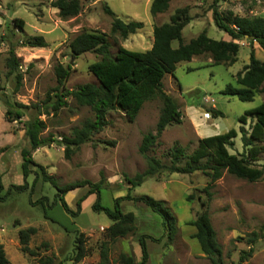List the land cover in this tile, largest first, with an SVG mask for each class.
Returning a JSON list of instances; mask_svg holds the SVG:
<instances>
[{
	"label": "rangeland",
	"instance_id": "obj_1",
	"mask_svg": "<svg viewBox=\"0 0 264 264\" xmlns=\"http://www.w3.org/2000/svg\"><path fill=\"white\" fill-rule=\"evenodd\" d=\"M102 1L124 20H140L142 26L125 38L109 33V16L101 8ZM80 11L71 17L61 19L56 8L47 0H0V91H10L12 79L6 76L5 56L11 43L34 34H41L46 41L44 46L15 45L14 53L18 58V67L22 73L20 84L12 94L21 103L39 102L45 92L56 84L53 65L57 62L69 63L65 87H74L90 81L96 83L94 75L87 69V63L99 55L85 51L75 57L69 55L67 41L81 29H97L107 33L110 52L114 53L118 44L129 49L143 50L152 41V25L168 19L174 7L186 4L190 20L181 28L180 38L188 40L203 28L212 38L227 39V34L215 26L209 4L211 0H170L165 11L152 16L149 12L150 0H81ZM217 9L223 16L227 10L236 14L264 15V0H218ZM22 21L19 28L11 18ZM238 41L237 58L232 63L213 62L208 52L195 54L188 60L175 63L171 73H164L162 89L176 100L181 111V120L166 125L155 142L147 150L162 162L169 161V150L173 145L183 147L189 153L196 145L197 138L233 127L237 133L232 137L231 152L241 150V139L237 116L245 109L264 103V94L255 92L251 99L241 100L235 95L221 91L226 83L234 84V74L248 61L249 46L244 39ZM178 39H172L175 46ZM258 59H264V48L255 42L252 44ZM213 98V107L221 114L209 113L210 102L203 97ZM161 106L160 97L153 94L143 101L135 117L128 120L124 113L116 108L106 112L107 123L92 135V140L79 144L78 148L64 157L62 147L51 140L47 144L31 150L34 161L45 166V170L56 184L80 178L91 181L101 178L98 191L100 204L112 207L113 198L125 194L128 189L124 176H131L145 167L144 157L137 146L146 130H154L155 121ZM5 106L0 101V240L8 258L7 264H93L99 259L97 243L102 228L109 224L110 218L102 210L91 207L96 198L95 192H87L80 200L76 210V199L86 192V185L68 189L63 198L70 210L62 208L59 200H53L56 188L49 178L35 175L29 171L23 181L20 171V148L27 146L23 134L25 115L12 120L4 117ZM34 110L29 107L27 111ZM45 127L41 135L60 138L69 134L73 126L79 125L85 117H92L88 105L78 104L72 97H66V104L54 113H41ZM247 115L243 126L248 129L251 121ZM112 141V142H108ZM253 143L259 145V151L252 164L264 163V135ZM204 157L200 159V162ZM183 161V158H182ZM32 167L34 165H31ZM35 167V166H34ZM207 177L199 170L192 172L162 171L157 178L148 175L135 184L131 195H149L162 199L175 216L176 230L171 239H166L161 217L151 211L141 201L122 200V210L134 213L135 232L110 241L107 244L105 264H120L117 253L125 251L133 260L141 257L138 235L145 233L159 240L144 238L146 260L144 264H203L207 261L199 250L195 238L191 237L194 226L188 220L199 209L195 193L206 196L200 189L206 184ZM24 183L22 187L13 184ZM211 192L207 203L209 220L215 230L217 242L222 249L224 264L237 260L239 251L251 246L252 252L239 264H264V239L260 225L264 223V174L255 180L237 177L222 170L209 187ZM193 192L189 200L187 193ZM44 211L49 217L44 216ZM33 226L27 244L34 253L19 248L17 231ZM77 228L83 233L82 245L86 251L77 261L71 256L74 248ZM66 228V229H65ZM251 230L258 232L256 239L248 243ZM49 258L47 260L46 258Z\"/></svg>",
	"mask_w": 264,
	"mask_h": 264
},
{
	"label": "trees",
	"instance_id": "obj_2",
	"mask_svg": "<svg viewBox=\"0 0 264 264\" xmlns=\"http://www.w3.org/2000/svg\"><path fill=\"white\" fill-rule=\"evenodd\" d=\"M49 5L56 8V13L61 19L76 15L81 9V0H47ZM170 0H150L149 12L152 16L167 9ZM217 1L211 0L209 9L213 23L222 29L229 36L227 39L212 38L206 35L203 28L186 41L180 38L181 28L190 20L192 15L186 4L176 6L168 15V19L152 25V41L148 48L135 50L118 44L114 53L110 52V42L107 33L97 29H81L75 32L67 41L69 55L75 57L78 54L91 51L99 57L87 63V69L94 75L97 82L86 81L74 87H65L64 79L68 75L69 63L65 65L57 62L53 65L56 84L48 89L39 102L21 103L13 97L17 90L22 73L18 67V58L14 53L15 45L44 46L46 41L41 34H34L20 40L19 43H11L7 48L5 72L8 78L12 79L13 86L10 91H0V101L5 106L4 117L6 120L26 116L23 120V134L27 140V146L20 148V171L23 181L29 171L33 170L35 175L42 178H49L56 188L53 200H59L63 209L70 212L63 194L70 188L78 185H86V192L76 199V210L79 209L80 200L87 192H95L96 198L91 207L94 210H102L110 218L109 224L105 225L100 233L97 243L99 259L93 264H105L107 260V244L117 237L126 236L135 232L134 213L131 210H122V200L141 201L151 211L161 217L162 232L166 239H171L176 230L175 216L165 205L162 199H155L149 195H131L129 190L140 183L144 177L151 175L157 178L164 170L167 172H192L199 169L206 177V184L200 189L204 192L205 198L195 193L199 209L195 216L188 220L194 226L191 237L195 238L199 250L205 255L207 261L203 264H224L222 249L216 240L215 230L209 220L207 203L210 199V184L221 175L223 169L237 177L248 180H255L264 174V163L255 165L252 161L256 159L259 145L253 143L261 140L264 135V103L245 109L237 116L241 122L238 126L242 148L238 152L229 151L228 147L233 144L232 137L237 131L230 127L223 132H217L197 138V145L185 153L183 147L173 145L169 150V161L162 162L157 156L148 154L147 150L155 142L162 129L170 124L181 120V111L176 100L168 92L162 89L161 78L164 73L172 74L175 63L179 60H188L195 54L208 52L213 62L232 63L237 58L239 43L236 40L244 39L249 46L248 61L234 74V84L226 83L221 89L226 94L235 95L241 100H249L255 92L264 94V59H258L254 54L252 46L255 42L259 47L264 48V15L259 14H236L227 10L222 16L217 9ZM101 8L109 16V33H116L119 37L125 38L129 33L134 32L142 26L140 20H124L116 15L113 10L102 1ZM11 20L21 28L22 21L17 17ZM178 39L175 46L171 44L172 39ZM157 94L161 100V106L155 121L154 130H146L142 133L137 149L144 157L145 167L131 176L125 175L128 191L113 198L112 207L104 206L98 201V191L101 185V178L91 181L88 178L74 179L62 184H56L54 179L46 172L45 166L34 161L31 150L35 147L47 144L55 140L61 147L64 157H68L76 150L80 143L92 140V135L99 131L106 123V112L110 109H120L128 120H132L144 100ZM72 97L78 104L88 105L92 110V117H85L79 125L73 126L69 134H61L60 138H52L41 135L45 127L44 119L39 117L41 113H54L59 107L66 104V97ZM29 107L34 110L27 111ZM209 113L213 116L221 114L215 107H209ZM247 115L252 118L246 129L243 124ZM112 142V141H108ZM204 160L200 162V159ZM183 158V161H182ZM31 165H34L33 167ZM24 183L13 184L14 187H22ZM2 188L0 176V190ZM194 196L193 192L185 195L186 199ZM45 217H49L46 211ZM261 236L264 239V223L260 225ZM66 229V228H65ZM74 248L69 259L77 261L86 251L82 245L83 233L73 228ZM34 231L33 226L20 228L17 231L19 248L33 254L35 251L28 246L29 234ZM258 232L251 230L247 242L252 243ZM159 240V237L141 233L138 235L141 257L134 261L130 254L125 251L117 253V260L120 264H143L146 260V248L144 238ZM252 252L251 246L239 251L237 260L230 264H239L240 261L249 256ZM49 260V258H46ZM8 258L0 242V264H7Z\"/></svg>",
	"mask_w": 264,
	"mask_h": 264
},
{
	"label": "built area",
	"instance_id": "obj_3",
	"mask_svg": "<svg viewBox=\"0 0 264 264\" xmlns=\"http://www.w3.org/2000/svg\"><path fill=\"white\" fill-rule=\"evenodd\" d=\"M202 99H203V102H206V103L210 102V106L213 107V104H212L213 98L204 96Z\"/></svg>",
	"mask_w": 264,
	"mask_h": 264
},
{
	"label": "crops",
	"instance_id": "obj_4",
	"mask_svg": "<svg viewBox=\"0 0 264 264\" xmlns=\"http://www.w3.org/2000/svg\"><path fill=\"white\" fill-rule=\"evenodd\" d=\"M227 36H228V35H227ZM227 38H228V37H227ZM0 242L2 243V246H4V245H3V241H2V240H0ZM3 248H4V247H3ZM134 261H135V260H134ZM143 264H144V263H143Z\"/></svg>",
	"mask_w": 264,
	"mask_h": 264
}]
</instances>
